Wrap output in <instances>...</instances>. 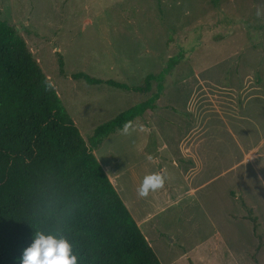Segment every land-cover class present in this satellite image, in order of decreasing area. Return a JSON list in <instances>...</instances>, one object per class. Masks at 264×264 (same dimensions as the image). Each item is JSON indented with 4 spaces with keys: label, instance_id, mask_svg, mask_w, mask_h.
<instances>
[{
    "label": "rangeland",
    "instance_id": "1",
    "mask_svg": "<svg viewBox=\"0 0 264 264\" xmlns=\"http://www.w3.org/2000/svg\"><path fill=\"white\" fill-rule=\"evenodd\" d=\"M0 18L23 36L85 140L97 125L146 100L156 81L149 90L133 92L90 85L70 74L143 85L147 74L179 56L154 107L103 139L95 156L110 164L107 174L122 171L115 179L116 188H124L121 195L132 197L133 175L142 181L150 173L162 178L160 197L179 195L152 219L169 227L166 256L176 257L211 233L209 220L226 214L237 220L241 235L236 253L245 252L249 230L242 212L253 225L250 216H257L256 233L263 234L264 244V5L259 0H0ZM216 264H234L223 243Z\"/></svg>",
    "mask_w": 264,
    "mask_h": 264
},
{
    "label": "trees",
    "instance_id": "2",
    "mask_svg": "<svg viewBox=\"0 0 264 264\" xmlns=\"http://www.w3.org/2000/svg\"><path fill=\"white\" fill-rule=\"evenodd\" d=\"M178 59L147 74L143 85L70 74L133 92L149 90L156 81L146 100L97 125L85 140L23 36L0 18V264H20L37 234L66 239L76 264H161L94 149L154 107ZM58 61L64 74L60 56Z\"/></svg>",
    "mask_w": 264,
    "mask_h": 264
},
{
    "label": "crops",
    "instance_id": "3",
    "mask_svg": "<svg viewBox=\"0 0 264 264\" xmlns=\"http://www.w3.org/2000/svg\"><path fill=\"white\" fill-rule=\"evenodd\" d=\"M140 128L143 129V126H141ZM140 148L142 152H145L142 146ZM98 161L104 171L106 170V168L110 169V164L106 162V160L103 159V161L101 162L98 159ZM172 162L173 164H176L175 161ZM193 173L194 171L191 172L192 175ZM120 175H122V171L113 172V180V177L107 174L110 182L112 183L119 197L129 210L131 216L140 228L148 244L151 246V248L157 255L161 264H216L220 243H223V245H225L228 259H230L231 262H233L234 264H241L243 262V258L246 259V261L244 262L246 264H258L259 262L263 264V234L256 233V229L259 224V219L257 218V216H255V228V225H253V223L247 218L245 212H242L240 215L241 220L246 221V223H248L247 230H249L247 234L249 240L246 244L245 252L242 251V253L240 254L236 253L234 244L236 240H240L239 238H241V235L237 232L236 227H234L237 220L231 217L229 214H226L222 218L209 220L210 226L213 227L211 233L206 234L205 237H202L199 240H196V242L191 244V246L183 248L176 257L166 256L167 254H169V249L166 246V242L164 241V235L169 236V227H165L160 222H155V220L152 219L158 215V212L167 209L170 207L169 205H173L174 203H176L179 199V195H176L175 197L170 196L169 199L162 198L160 197V191L156 189L153 194L149 195L148 193V197H150L151 200L148 199V201L144 200L143 202L142 198L146 196H140L138 193V186L141 181L139 180L137 175H133L131 180L132 197L126 196L125 194L121 195L120 192L124 190V188H122L121 186H119V189L116 188V186L118 187V185H116V180L120 177ZM168 186L175 188L174 182L168 183ZM133 192H135L134 195ZM230 194L231 190H228V195ZM135 195L136 198H134ZM202 197L203 194H200L199 198L202 199ZM163 204L164 206H162ZM248 206L251 207V205ZM231 225H233V227ZM230 226L232 227V231L227 230V227L229 228ZM229 232H231V234H229ZM227 240L229 241L226 244Z\"/></svg>",
    "mask_w": 264,
    "mask_h": 264
},
{
    "label": "clouds",
    "instance_id": "4",
    "mask_svg": "<svg viewBox=\"0 0 264 264\" xmlns=\"http://www.w3.org/2000/svg\"><path fill=\"white\" fill-rule=\"evenodd\" d=\"M259 2L264 5V0ZM161 185L162 178L159 174H147L138 186V193L140 196H147L149 191H154ZM20 264H76V256L66 239L52 234H37L33 243L23 250Z\"/></svg>",
    "mask_w": 264,
    "mask_h": 264
}]
</instances>
